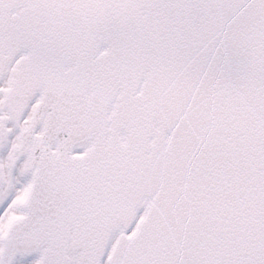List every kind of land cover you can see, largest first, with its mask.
<instances>
[{"label":"snow or ice","instance_id":"obj_1","mask_svg":"<svg viewBox=\"0 0 264 264\" xmlns=\"http://www.w3.org/2000/svg\"><path fill=\"white\" fill-rule=\"evenodd\" d=\"M0 264H264V0H0Z\"/></svg>","mask_w":264,"mask_h":264}]
</instances>
